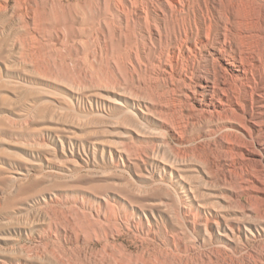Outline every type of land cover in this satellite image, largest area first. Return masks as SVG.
<instances>
[{
	"label": "bare ground",
	"instance_id": "6f19581e",
	"mask_svg": "<svg viewBox=\"0 0 264 264\" xmlns=\"http://www.w3.org/2000/svg\"><path fill=\"white\" fill-rule=\"evenodd\" d=\"M0 184L104 245L2 264H264V0H0Z\"/></svg>",
	"mask_w": 264,
	"mask_h": 264
},
{
	"label": "rangeland",
	"instance_id": "374dc122",
	"mask_svg": "<svg viewBox=\"0 0 264 264\" xmlns=\"http://www.w3.org/2000/svg\"><path fill=\"white\" fill-rule=\"evenodd\" d=\"M29 175L31 176H39V168L38 166H30ZM16 173H25L24 170L16 169L14 170ZM43 172H46L47 178L51 176L48 174L49 172L45 169ZM75 175H64L63 177H58V180L62 182V187H69L70 185L79 184L74 182ZM0 186L3 188V197L6 198V204L10 205L11 209H21V213H24V203L23 201L26 198H29V194L26 192H13L12 186ZM45 184H40L42 187ZM64 185V186H63ZM81 185V184H79ZM33 184L31 182H26L21 185V190L32 188ZM70 199L69 196H67ZM42 204H36L32 206L31 210L34 211L31 216V221L33 224L40 225L44 221L42 216L40 215ZM30 209V208H29ZM7 219L1 220V222H7ZM122 240L119 239L115 242L116 246ZM125 249H122L123 252L129 254L133 258H139L143 253H147L150 256L156 255V253L162 248L157 242H150L149 244L143 246L140 243H134L130 240L124 241ZM103 243L101 241L91 240L88 243L83 242H66V243H58L52 238H50L45 231L42 230L41 226H36L31 230L25 229H16L11 230L6 233L0 234V260L5 259V263H8L10 260L25 256V257H43L46 258L47 254H56L60 257H69L76 260H92V259H102V250ZM119 247V246H118ZM182 254V253H181ZM194 257V256H193ZM46 261V260H44ZM10 263V262H9ZM14 263V262H13ZM19 261L14 264H18ZM0 264L1 261H0Z\"/></svg>",
	"mask_w": 264,
	"mask_h": 264
}]
</instances>
